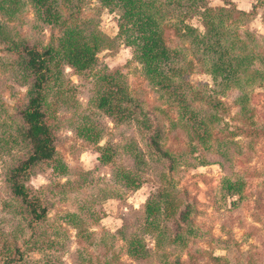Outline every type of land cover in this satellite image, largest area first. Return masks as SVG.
<instances>
[{
	"label": "rangeland",
	"instance_id": "1",
	"mask_svg": "<svg viewBox=\"0 0 264 264\" xmlns=\"http://www.w3.org/2000/svg\"><path fill=\"white\" fill-rule=\"evenodd\" d=\"M52 1L64 22L43 20L32 0L12 1L17 5L12 13L0 9V264H264V0H180V6L151 0L156 13L162 9L173 19L161 20V26L177 63L186 67L174 82L177 101L169 88L155 87L141 71L118 33L113 2ZM200 1L234 7L227 18L216 10L207 18L221 20L227 57L247 54L242 65L256 68L254 74L220 83L208 72L213 55L201 53L202 43L192 41L204 31ZM181 20L194 30H183ZM64 23L84 31L92 27L104 45L79 70L56 53L47 61L44 110L54 154L18 176L29 196L45 207L34 219L9 181L12 167L28 153L21 109L32 84L11 41L41 50L56 43ZM100 75L125 83L138 101L136 115L127 114L126 98L121 117L94 105L95 92L106 84ZM170 117L178 119L172 127ZM101 151L109 154L107 163L100 161ZM115 168L137 173L138 186L128 189L114 176ZM225 179L239 186L237 193L225 187ZM162 185L179 201L174 213L160 220L180 237L156 248L138 211ZM122 222L125 235L143 238L150 249L146 259L125 252L116 235ZM80 229L86 237H79Z\"/></svg>",
	"mask_w": 264,
	"mask_h": 264
},
{
	"label": "trees",
	"instance_id": "2",
	"mask_svg": "<svg viewBox=\"0 0 264 264\" xmlns=\"http://www.w3.org/2000/svg\"><path fill=\"white\" fill-rule=\"evenodd\" d=\"M12 1L17 0H0V9L10 13L14 12L17 5L11 3ZM32 1L36 5L38 14L40 15V11L42 12L40 17L43 20L54 23L64 22L65 18H62L60 11L56 9L57 5L55 6L52 0ZM101 1L106 3L113 2V5L118 9V33L125 38L126 44L132 47L133 56L140 63L141 71L148 81L157 88H169V91L171 90L173 96H175L174 100L177 101V95L179 94L177 93V85L174 82L176 77L184 75L186 67L177 63V57L175 56L177 51L167 43L161 26V20L172 22L173 19L165 17L162 9L159 13H156L155 10L158 9L151 8L149 5L151 0ZM193 1L195 2L196 0ZM166 2H172L179 6L182 3L180 0H167ZM198 6L202 9L205 17L202 23L204 31L201 34L197 33L194 35L192 41L202 43L201 53L210 51L213 55L208 72L213 76H218L220 83L229 78H241L247 73L254 74L257 71L256 68L248 67L246 64L242 65V61L248 56L247 54H234L231 57H227V52L220 38L226 31L221 25V20L219 19L215 22L207 18L208 13L212 10L221 11L224 18H227L231 15L234 7L230 5L228 7L225 5L211 7L204 1H200ZM239 13L248 14L244 10H240ZM64 24L60 34L54 38L56 43L47 44L41 50L27 44L15 47L18 42L16 40L11 41L13 49L20 52L19 60L32 74V84L26 102L21 109V119L23 121L22 136L27 142L28 153L12 167L9 181L12 193L27 205L34 219H39L44 214L45 207L29 196L25 185L18 176L35 162L48 159L54 154L53 135L47 123L44 110L46 93L44 92L43 83L47 79V61L53 57V53H56L71 67L79 70L88 67L95 59V51L104 45V39L98 36L96 30L92 29V27L88 31H84L80 26ZM180 25L185 31L194 30L191 25L182 23V20ZM198 35L200 36L199 38L197 37ZM232 57L236 59L235 62H231ZM99 79L101 83L106 84L102 86L103 89L101 91H96L93 96L95 99L94 105L97 108L102 109L107 114L121 117L125 111L123 109L126 107L122 101L126 98L130 101L127 114L129 116L136 115L138 101L128 93L126 85L121 79L107 75H100ZM183 82L188 86L186 80L183 79ZM183 106L187 107L188 104L184 102ZM169 120L171 127L178 121V119L173 117H170ZM197 121L200 124L205 123L201 120ZM99 159L101 162L107 163L110 160L109 154L106 151H101ZM115 170L114 176L116 179H120L122 184L128 189H135L138 186L137 176L139 175L136 172L134 174L126 168L119 170L115 168ZM225 182L227 189L231 188L233 192L237 193L239 186L230 182L229 179H225ZM235 182L237 183V180ZM177 201L179 200H176L173 189L170 186L162 185L148 194L143 201L141 209L138 211L143 231L152 235L153 245L156 248L172 244L180 237L178 231H175L174 234L168 233L167 226L160 220V217L166 218L174 213ZM184 215L182 214L183 220ZM184 229L187 233H192L191 227L187 226ZM124 232L125 223L122 222L117 229L116 235L124 241L125 252L132 258L146 259L150 254V249L145 246L143 238L134 232L128 235H125ZM79 237H86L85 229L79 230ZM112 255L113 259H117L115 253ZM104 263L102 262L101 264Z\"/></svg>",
	"mask_w": 264,
	"mask_h": 264
}]
</instances>
